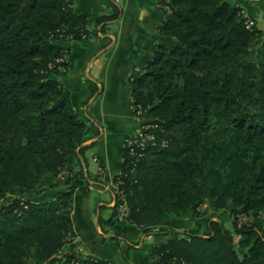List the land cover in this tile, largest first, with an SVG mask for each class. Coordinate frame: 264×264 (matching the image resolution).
<instances>
[{
  "label": "trees",
  "instance_id": "trees-1",
  "mask_svg": "<svg viewBox=\"0 0 264 264\" xmlns=\"http://www.w3.org/2000/svg\"><path fill=\"white\" fill-rule=\"evenodd\" d=\"M163 4L171 12L159 30L175 42L157 44L130 80L135 114L140 108L158 123L150 130L157 141L138 150L139 161L123 151L114 181H122L127 213L119 218L116 198L99 223L117 235L130 223L170 236L152 246L154 264H264V29L248 28L230 0ZM113 7L96 21L101 32L119 15ZM88 25L68 0H0V264H116L63 251L76 237L74 196L90 192L92 176L64 173L70 156L84 153L87 122L58 79L68 50L57 42L98 38ZM47 182L59 188L49 201L8 197L18 188L40 196ZM206 202L230 211L232 227L198 222ZM189 211L188 230L164 227ZM241 215L250 220L238 223Z\"/></svg>",
  "mask_w": 264,
  "mask_h": 264
},
{
  "label": "crops",
  "instance_id": "crops-1",
  "mask_svg": "<svg viewBox=\"0 0 264 264\" xmlns=\"http://www.w3.org/2000/svg\"><path fill=\"white\" fill-rule=\"evenodd\" d=\"M68 1L77 14L88 18L89 29L98 31V38L90 41L57 42L68 50L67 72L58 79L79 116L87 122L85 150L83 155L76 152L75 165L90 173L92 186L89 193L79 194L76 199L85 197L87 205L90 194L95 191L99 195L108 193L109 197L107 201L99 200L95 207L97 215L91 219L89 226L92 227L93 220L96 230L91 237L85 234L90 246H79L82 236L73 222L76 237L72 250L85 256L112 260L116 264H154L152 246L167 242L170 236L156 237L153 232H146L130 223L123 227L121 235H117L112 227L100 225L99 219H105L100 216L102 208L113 211L115 199L110 184L122 172L124 138L135 133L140 125L134 111L130 80L143 73L146 62L153 58L157 44L171 45L175 41L160 33V26L165 21L164 11L159 7L160 0ZM230 2L232 6L242 8L246 17L264 29V0ZM113 5L118 8L119 15L109 24L106 32H101L100 26L96 27V21L101 16L113 15ZM90 85L98 89L96 93L91 92ZM92 165L95 166L93 173L90 171ZM100 165L103 168L101 174L97 171ZM181 219L167 218L165 222H179ZM175 230L180 231L179 228ZM112 238H117V242ZM129 246L133 250L130 251Z\"/></svg>",
  "mask_w": 264,
  "mask_h": 264
},
{
  "label": "rangeland",
  "instance_id": "rangeland-1",
  "mask_svg": "<svg viewBox=\"0 0 264 264\" xmlns=\"http://www.w3.org/2000/svg\"><path fill=\"white\" fill-rule=\"evenodd\" d=\"M261 42H257L255 45L254 50L252 51V56L251 58L253 60H255L256 57V51L257 49L260 47ZM137 116V114H136ZM138 117V116H137ZM150 118V116H148ZM76 152H79V150H76L74 154H72L69 158V163L67 168H65L64 173H68L69 171H78L82 168V166H78L75 165V159H76ZM82 155V154H80ZM91 158V156H90ZM73 163V164H72ZM75 166V167H74ZM91 173L95 172V166L92 165V167L90 168ZM98 177V176H97ZM95 179V178H94ZM97 179V178H96ZM98 180V179H97ZM51 181V180H50ZM49 181V182H50ZM44 183L43 185V189L44 191L42 192V194L40 196H35L31 193H26L23 189L18 188L15 189L14 191H12L8 197L9 198H16V197H20L21 195H23V199L26 200H31V201H35V200H43V201H49L46 198V195H48V193H53L55 191H57L59 188H46L47 184L49 183ZM99 183H102L101 180H98ZM92 186V183L90 182L89 187ZM111 191L113 192V196H115L114 193V188L111 187ZM80 193H76L74 196V207H76V211H73V222L75 223V227L77 229V232L82 236V240L81 243L79 242V246H90L88 243V239L86 238V235L91 237L95 230V222H93L92 220V227L89 226V223L91 221V219H94L96 217V213H95V207L97 206V203L99 200H103V201H107L108 200V193H104L99 195L96 191L90 194V202L85 205L84 203V199H86L85 197L82 198H77L76 197L79 195ZM115 198V197H114ZM201 216L197 219L198 222L201 223H205L208 220H220L222 221L227 227L231 228L232 227V222H233V216L231 215L230 211L228 210H224V209H219L216 208L214 205H212L211 202H206L202 207H201ZM90 213V214H89ZM112 213V210L104 207L102 208V211L100 213V216L105 218V219H109L110 215ZM127 213V210L124 211L120 208H118V215H124ZM124 217V216H123ZM122 217V218H123ZM250 220L249 217L247 216H243L241 215L238 223H243ZM193 219H192V212L189 211L187 216L182 218L179 222L176 220H172V222L168 221L167 223L165 222V226L167 228H179L180 232H184L186 230H188L190 227H192L194 225ZM86 234V235H85ZM85 235V236H84ZM75 241V238L71 237L69 239V242L66 243V245L64 246L63 251L65 253H70V252H77V251H73L72 248L74 247L73 243ZM85 241V242H84ZM85 244V245H84ZM129 249V248H128ZM133 250V248H130V251ZM78 253V252H77Z\"/></svg>",
  "mask_w": 264,
  "mask_h": 264
},
{
  "label": "built area",
  "instance_id": "built-area-1",
  "mask_svg": "<svg viewBox=\"0 0 264 264\" xmlns=\"http://www.w3.org/2000/svg\"><path fill=\"white\" fill-rule=\"evenodd\" d=\"M159 7L167 14L171 12L169 5L163 4V0L159 1ZM254 24L255 22L253 19H247L246 26L248 28L252 27ZM137 116H138V119L140 120L139 128L135 133L128 135L127 137L124 138V150H127L131 155H135L136 161H139L144 156V153L142 151L145 149L146 145L156 143L157 136L154 133L150 132V130L158 129L159 125L154 120L149 118L147 114L142 112L140 108L137 112ZM166 143H167L166 141H162L161 145H166ZM139 149L142 151L141 152L138 151ZM95 160L99 162L97 159ZM97 171L100 174L103 172V168L101 167V165L98 166ZM121 184H122V181L113 180L110 186L113 187L115 190L114 199L116 200V198H120L121 200H123V204H121L119 208L126 211L127 205L125 202L124 191L118 188L119 185ZM115 204L116 202L114 203V205ZM125 215L126 214L120 215L119 218L122 219V217Z\"/></svg>",
  "mask_w": 264,
  "mask_h": 264
}]
</instances>
